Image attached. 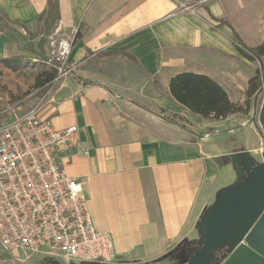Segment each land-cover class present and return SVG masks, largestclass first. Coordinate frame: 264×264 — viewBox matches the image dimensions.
Wrapping results in <instances>:
<instances>
[{
    "label": "crops",
    "instance_id": "crops-1",
    "mask_svg": "<svg viewBox=\"0 0 264 264\" xmlns=\"http://www.w3.org/2000/svg\"><path fill=\"white\" fill-rule=\"evenodd\" d=\"M58 4L54 34L72 44L70 72L48 91L40 115L55 131L75 126L78 134L57 148V163L83 182L95 230L112 239L114 264H157L171 252L187 259L198 248L200 219L222 190L238 182L230 157L246 152L261 163L260 135L247 116L192 115L172 99L169 82L182 73L205 75L242 105L258 68L231 38L245 48L264 42V0ZM46 6L47 0H0V13L29 29ZM17 50L0 34V58ZM174 116L182 121H168ZM246 130L255 136L248 148L225 151L226 142H214L225 131ZM21 257L0 246V262L19 264Z\"/></svg>",
    "mask_w": 264,
    "mask_h": 264
},
{
    "label": "built area",
    "instance_id": "built-area-1",
    "mask_svg": "<svg viewBox=\"0 0 264 264\" xmlns=\"http://www.w3.org/2000/svg\"><path fill=\"white\" fill-rule=\"evenodd\" d=\"M71 47L56 34L49 38L50 60L59 63L56 80L70 72ZM77 134L75 126L55 131L40 110L0 124V246L20 251L19 264H114L112 239L95 230L83 182L66 176L55 159L57 148Z\"/></svg>",
    "mask_w": 264,
    "mask_h": 264
},
{
    "label": "trees",
    "instance_id": "trees-1",
    "mask_svg": "<svg viewBox=\"0 0 264 264\" xmlns=\"http://www.w3.org/2000/svg\"><path fill=\"white\" fill-rule=\"evenodd\" d=\"M59 20L58 0H47L46 10L35 20L36 25L39 26L35 34L29 32L25 26L11 22L0 13V34L25 53L18 57L0 58V88L6 96L11 98V103L19 100L20 97H15L11 88L3 82L8 74L15 75L27 70L33 71L30 74V81L33 88L37 90L48 88L58 78L59 63L50 60L46 46L48 39L55 33ZM231 40L245 59L251 62L257 61L264 67V42L255 48H245L236 35H233ZM169 94L176 103L192 115L212 120H224L231 116H247L250 101L253 99L256 104H259L255 128L264 140V79L260 70H257L249 80L246 101L242 105L232 103L227 93L205 75L182 73L173 76L169 82ZM176 120L182 121L175 116L168 119L171 123H177ZM0 264L10 263L1 261Z\"/></svg>",
    "mask_w": 264,
    "mask_h": 264
},
{
    "label": "water",
    "instance_id": "water-1",
    "mask_svg": "<svg viewBox=\"0 0 264 264\" xmlns=\"http://www.w3.org/2000/svg\"><path fill=\"white\" fill-rule=\"evenodd\" d=\"M230 160L238 182L217 195L200 219L197 250L187 259H177L178 264H264V140L261 163H254L246 152Z\"/></svg>",
    "mask_w": 264,
    "mask_h": 264
},
{
    "label": "rangeland",
    "instance_id": "rangeland-1",
    "mask_svg": "<svg viewBox=\"0 0 264 264\" xmlns=\"http://www.w3.org/2000/svg\"><path fill=\"white\" fill-rule=\"evenodd\" d=\"M39 29L38 25H33L29 29H27L31 33H36ZM36 40H34L35 42ZM46 52L48 56L51 55V49L49 48V39H48V45L46 46ZM25 53L17 50L16 53H14V56L12 57H18L22 56ZM256 68L258 70H261L262 77L264 79V67L261 65H256ZM28 71V70H27ZM25 71L24 73L19 74H8L5 79L3 80L4 83H6L9 88H11L13 95L15 97H20L19 100L15 102H10L11 98L6 96V94L3 92V89L0 88V124H5L8 122H11L15 118H18L32 110H40V108L43 105V102L47 96V93L50 89L54 87L56 84V81L49 86L46 89L43 90H37L33 88V85L30 81V74L33 71ZM259 110V104H251L250 110L247 115L248 124L251 125L252 128L255 129V123L257 120V114ZM234 128H236L234 126ZM239 130V129H237ZM208 130L201 132L206 133ZM253 133L250 130H246L245 132L237 131L235 135H229L225 131L224 133H220V136L214 138V142L221 141L222 143L226 142L225 145V151H230L234 149H241V148H248L249 142L255 138V136H252ZM257 139V147H258V155L256 156L260 162H262V137L256 136ZM49 263L47 261L41 262L43 263ZM157 264H178L177 257L172 256L170 258L164 259L161 262Z\"/></svg>",
    "mask_w": 264,
    "mask_h": 264
}]
</instances>
